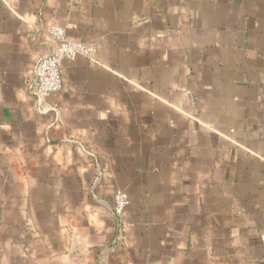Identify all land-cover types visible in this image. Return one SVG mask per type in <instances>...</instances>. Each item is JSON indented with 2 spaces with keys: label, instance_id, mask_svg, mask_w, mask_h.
<instances>
[{
  "label": "crops",
  "instance_id": "0c3cea01",
  "mask_svg": "<svg viewBox=\"0 0 264 264\" xmlns=\"http://www.w3.org/2000/svg\"><path fill=\"white\" fill-rule=\"evenodd\" d=\"M0 264H264V0H0Z\"/></svg>",
  "mask_w": 264,
  "mask_h": 264
},
{
  "label": "built area",
  "instance_id": "2783aa9c",
  "mask_svg": "<svg viewBox=\"0 0 264 264\" xmlns=\"http://www.w3.org/2000/svg\"><path fill=\"white\" fill-rule=\"evenodd\" d=\"M49 36L54 42L55 48L52 53L41 59L32 82L34 94L40 100L58 93L62 89L61 73L65 62H74L79 57L95 60L97 52L95 46L69 38L61 26L53 25L49 29ZM129 205L128 195L122 191H117L113 214L120 223Z\"/></svg>",
  "mask_w": 264,
  "mask_h": 264
}]
</instances>
